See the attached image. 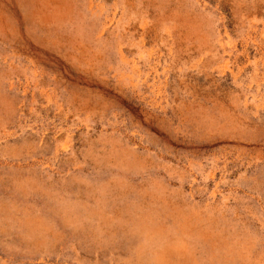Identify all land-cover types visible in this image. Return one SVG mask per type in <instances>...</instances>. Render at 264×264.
<instances>
[{"label":"rangeland","instance_id":"obj_1","mask_svg":"<svg viewBox=\"0 0 264 264\" xmlns=\"http://www.w3.org/2000/svg\"><path fill=\"white\" fill-rule=\"evenodd\" d=\"M0 264H264V0H0Z\"/></svg>","mask_w":264,"mask_h":264}]
</instances>
